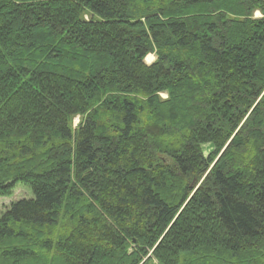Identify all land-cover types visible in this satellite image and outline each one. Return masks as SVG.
<instances>
[{"label":"trees","instance_id":"16d2710c","mask_svg":"<svg viewBox=\"0 0 264 264\" xmlns=\"http://www.w3.org/2000/svg\"><path fill=\"white\" fill-rule=\"evenodd\" d=\"M17 186L0 264H264V0H0Z\"/></svg>","mask_w":264,"mask_h":264},{"label":"rangeland","instance_id":"374dc122","mask_svg":"<svg viewBox=\"0 0 264 264\" xmlns=\"http://www.w3.org/2000/svg\"><path fill=\"white\" fill-rule=\"evenodd\" d=\"M256 18H259V14L256 13L254 15ZM155 60V57L153 55H149L144 60L147 65H150ZM161 98H165V95L161 94ZM80 122V118L76 117L73 119V127L78 125ZM203 154L206 156L212 151V148L208 145L207 147L202 148ZM31 198L30 191L22 186H17L16 189L13 191V194L10 198H0V214H2L6 208L9 206V204L13 201L20 200V199H28Z\"/></svg>","mask_w":264,"mask_h":264},{"label":"water","instance_id":"95a60500","mask_svg":"<svg viewBox=\"0 0 264 264\" xmlns=\"http://www.w3.org/2000/svg\"><path fill=\"white\" fill-rule=\"evenodd\" d=\"M145 62V61H144ZM193 187V185L191 186V188Z\"/></svg>","mask_w":264,"mask_h":264}]
</instances>
